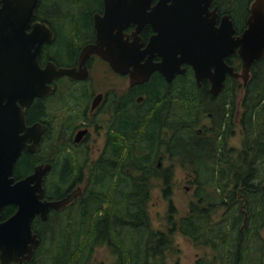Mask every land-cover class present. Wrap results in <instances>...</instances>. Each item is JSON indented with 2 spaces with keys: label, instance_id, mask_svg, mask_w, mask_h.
Wrapping results in <instances>:
<instances>
[{
  "label": "flooded vegetation",
  "instance_id": "flooded-vegetation-1",
  "mask_svg": "<svg viewBox=\"0 0 264 264\" xmlns=\"http://www.w3.org/2000/svg\"><path fill=\"white\" fill-rule=\"evenodd\" d=\"M220 1L223 3L224 0ZM252 1L248 2L243 19L241 15L232 17L223 5H219V0H211L208 10H215V26L221 16L227 15L234 29L233 35L238 36L246 27ZM133 3L128 0H36L32 9L25 34H31L40 26L45 27L35 51L38 67L72 71L70 75L57 76L46 71L40 78L20 79L18 81L28 87L23 89L16 81L10 106L22 112L24 127L31 131V139L26 141L31 148L20 150L11 166L10 176L16 181L30 174L35 166L49 165V170L42 176L41 200H60L72 192L75 194L58 210L48 208L45 217L36 214L31 219V232L38 239L33 252L49 227L70 221L69 210L93 179L100 161L108 163L120 174H126L128 157L148 156L155 161L156 168L167 169L173 174L172 167H162L160 159H170L176 152L177 93L193 95L202 110L212 106L211 97L219 93L212 95L209 92L207 79L197 83L191 67L183 62L179 64L183 71L171 77L156 69L146 77H136L144 63L157 64L162 59L157 51L150 54L147 49L150 38L156 35V28L167 27V24L175 26L182 17L176 12L171 13V0H148L144 10L128 13V5ZM31 41L28 39L23 44ZM87 47L89 53L85 54ZM28 51L24 46L13 48L19 57L10 55V59H26ZM232 55L237 60L230 64L226 58ZM224 61L239 72L236 48ZM226 76L230 75L225 74L224 79ZM231 78L236 84L240 80ZM27 89L33 90L34 94L26 100ZM206 116L210 118V113ZM236 118L237 111L234 121ZM203 126L194 130L199 133ZM27 133L19 130L17 135L27 137ZM25 155L34 163L28 172L16 177L15 167ZM66 164L71 169H65ZM63 172L67 177H60ZM51 188L56 191L50 192ZM6 205H13L14 209L2 217L1 210ZM15 208L12 203L3 205L0 222L11 216ZM29 260L21 263L9 261L8 264H24Z\"/></svg>",
  "mask_w": 264,
  "mask_h": 264
},
{
  "label": "trees",
  "instance_id": "trees-1",
  "mask_svg": "<svg viewBox=\"0 0 264 264\" xmlns=\"http://www.w3.org/2000/svg\"><path fill=\"white\" fill-rule=\"evenodd\" d=\"M249 1L219 0V5L232 17L241 15L243 19ZM236 60L233 55L226 58L230 64ZM237 84L226 76L218 95L211 97L214 104L205 110L196 105L193 95L177 96V103L187 104V109L174 126V157L181 168L190 170L194 185L184 215L174 219L176 211L169 197L172 172L156 168L153 159L128 157L126 174L100 161L93 179L72 204L70 221L49 227L24 264H92V249L101 245L116 256L115 264H165L175 232L195 246L211 249L210 257L199 258L195 264H262L259 230L264 225V53L251 64L246 84ZM237 91H242L239 105ZM191 109L197 116L210 113V118L206 116L209 125L199 133L194 130L198 117L189 120ZM235 125L240 132L238 148L228 144ZM33 163L28 155L23 156L14 175L25 174ZM65 169L71 166L66 164ZM65 173L60 177H67ZM152 177L160 179L162 197L167 200L166 227L159 232L150 228L145 210ZM13 209V205L4 206L1 216Z\"/></svg>",
  "mask_w": 264,
  "mask_h": 264
},
{
  "label": "water",
  "instance_id": "water-1",
  "mask_svg": "<svg viewBox=\"0 0 264 264\" xmlns=\"http://www.w3.org/2000/svg\"><path fill=\"white\" fill-rule=\"evenodd\" d=\"M128 1L134 2L128 5V13L144 10L148 2ZM35 2L36 0H0V209L8 203L16 207L11 216L0 222V264L29 260L38 243L30 229L31 219L36 214L41 218L45 217L48 208L58 210L75 195L72 192L60 200H41L42 176L49 170V165L35 166L30 174L16 181L10 176L11 166L20 150L31 148V145L26 144L31 139V131L24 127L22 112L10 106L11 91L16 81L23 89L27 86L19 82L20 79L28 81L40 78L41 73L46 71L55 76L70 75L72 71L49 66L44 69L38 67L35 51L45 27L33 29L31 34L24 32ZM171 2V13H178L182 20L179 24L176 21L175 26L167 24V27L156 28V35L150 38L147 49L150 54L157 51L162 59L157 64L144 63L136 77H146L153 69L161 71L163 75L168 73V77H171L174 73L183 71L179 69V64L183 62L191 67L197 83L207 79L212 95L222 88L225 74L240 78L244 86L251 63L260 59L264 53V0H253L250 3L246 27L238 36L233 35L234 29L227 15L221 16L218 26H215V10H208L211 0ZM27 38L32 41L23 44L27 42ZM19 46L30 51L27 52L26 59L13 61L10 55L19 57L17 52H13V48ZM235 48L240 60L239 72H235L224 61ZM84 53H89V47ZM13 72L16 73L12 76ZM27 94L26 100L34 91L27 89ZM19 130L28 132V136H18Z\"/></svg>",
  "mask_w": 264,
  "mask_h": 264
},
{
  "label": "rangeland",
  "instance_id": "rangeland-1",
  "mask_svg": "<svg viewBox=\"0 0 264 264\" xmlns=\"http://www.w3.org/2000/svg\"><path fill=\"white\" fill-rule=\"evenodd\" d=\"M238 84H241V81L238 80ZM242 91H237V101L236 104L240 101ZM185 96H190L184 94ZM177 96H182L177 93ZM187 108V104H179L176 100L175 105V114L176 119L184 114V109ZM238 110V109H237ZM191 114L189 120H195L197 118L196 126L197 128L200 125H209L210 121L205 114H199L198 116L193 113L194 111L190 110ZM236 124V123H235ZM234 134L229 138L228 144L236 148L240 146V132L237 125L233 126ZM162 167H172V189L170 193L171 202L175 208L174 219H178L180 216L184 215L188 208V201L192 199V192L194 190V185L191 183L192 177L189 169H183L178 165L176 157L170 159H160ZM135 173V172H133ZM106 204L103 205L105 207ZM166 207L167 200L163 199L161 192V181L156 177H152L149 180V193L148 199L146 201V215L148 217V223L151 229L156 232L164 231L166 227ZM219 210L216 214H220ZM259 236L263 240V252H262V264H264V225L259 230ZM212 254L210 248L206 246H195L190 240L182 236L178 232H175L171 235V247L166 251V256L164 258L165 264H195V261L199 258H208ZM116 256L112 255L110 251L104 246H97L94 249L93 254L91 255L92 264H115Z\"/></svg>",
  "mask_w": 264,
  "mask_h": 264
}]
</instances>
